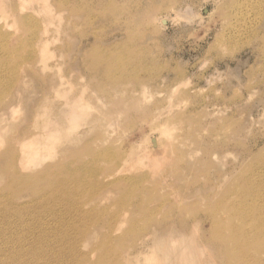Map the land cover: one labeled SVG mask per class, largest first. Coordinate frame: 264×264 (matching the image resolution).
<instances>
[{
  "label": "rangeland",
  "instance_id": "obj_1",
  "mask_svg": "<svg viewBox=\"0 0 264 264\" xmlns=\"http://www.w3.org/2000/svg\"><path fill=\"white\" fill-rule=\"evenodd\" d=\"M21 3L3 0L0 12L6 18L0 19V195L17 205L43 204L35 190L50 193L51 184L77 176L78 201L103 199L100 212L84 206L77 220L74 212L54 208L59 215L50 223L58 229L66 224L75 246L72 256L49 249L51 264H110L112 253L129 250L152 231L149 211L160 236L170 227L179 230L182 221L184 232L194 224L202 229L199 239H207V210L220 212L235 199L226 192L228 183L245 190L264 179V0H24L23 12ZM78 96L86 103L81 113L57 109ZM54 115L72 118L64 128L70 139L59 145L68 149L52 146L50 159L28 170L50 171L30 183L34 191L12 192L7 152L16 153L20 137L46 129V116ZM162 122L173 126L169 144L155 129ZM150 136L166 141L165 161L151 171L147 163L123 171L111 185L101 182L114 169L128 168L122 161L130 151L151 150ZM58 162L69 165L51 168ZM175 162L179 169L172 172ZM130 193L136 195L131 205ZM32 215L29 210L24 219ZM120 218L127 221L115 230ZM29 231V237L37 234Z\"/></svg>",
  "mask_w": 264,
  "mask_h": 264
},
{
  "label": "bare ground",
  "instance_id": "obj_2",
  "mask_svg": "<svg viewBox=\"0 0 264 264\" xmlns=\"http://www.w3.org/2000/svg\"><path fill=\"white\" fill-rule=\"evenodd\" d=\"M3 5H4L3 0H0V12L5 13V11H3V8H4ZM19 8L21 12L24 11V8H25L24 0H22V3L19 6ZM43 11L47 15L49 14L47 7H43ZM176 13L179 14V12H176ZM153 18L155 22H159V24H162L163 26H165L167 23V20L165 18H161V17L157 18L153 16L151 17V20ZM3 19L4 18H2L1 23L6 20V18L4 20ZM154 20L152 22H154ZM1 25L5 26L4 24H1ZM61 83L62 81L60 82L59 85H61ZM22 84L24 83H21V85ZM73 84L74 83H72V85ZM76 86H79V85H76ZM80 96L75 97V98L73 97L67 103L61 104L57 109L60 111L66 110L67 112H71V113L80 111L81 113L82 106L85 105L86 103H85V99H83ZM65 115L67 114L65 113ZM65 117H68V116H65ZM90 118H92V116H90ZM71 119H69V117L67 119H64L63 117H59L57 115H54L52 118L46 116V122H45L46 129L38 130V127H37V129L31 133H25V134L23 133L24 135L20 137L18 144H17V148H16L17 152L15 153L14 151L13 152L6 151L7 155L11 157V160H13V162H11L10 165L8 163L9 166L7 165L8 174L10 176V181L7 183V186H11L12 192L16 191L18 193H21L22 190H24V187H26V189H29L30 191H34L32 188H30V183L34 179H36V177H39V178H44V176L49 177L48 175L50 172L49 169H44L43 171H39V170L36 171L37 170L36 169L35 171H32V172H28V170H34L38 165L41 164V162H44L45 160L50 159L49 151L52 149L51 147L56 144H58L59 146L64 140L66 141V139L69 138V137H66L67 136L66 134L68 132L66 133V130H64V128L66 125L69 126L70 124L69 120ZM172 128L173 126L171 127V124H168L167 122H162L160 123V125L155 127V129L158 130L160 133H163L168 136L167 137L168 144H169V139H170L169 130H171ZM1 129H0V132H1ZM85 133L86 132L84 131V134ZM80 136L82 135L80 134ZM1 137L0 139L3 141L4 139H2ZM99 142L103 143L104 141L100 140ZM24 143H26V146H24ZM146 143L147 145H149L151 150H146L140 154L130 151L124 157V161H122L123 164L128 165V168L127 169H123V168L114 169L111 173L103 175L101 182L102 183L107 182V184L109 185L114 184L116 183V180L119 179V175L123 171L124 172L129 171V173L135 172V168L137 167V165L139 164L142 165L143 163H147L149 164V166H152L153 168H150V171H151V169H154L160 162H162L166 157H168L167 156L168 152L166 153V141L165 140L163 141L157 136H150L147 139ZM96 148L94 147L96 151L99 150V148L98 149ZM61 149H62L61 153H64L65 150H67L68 148L63 146L61 147ZM84 152H87V151H84ZM58 155L59 153L57 154L54 153V159H56L55 157H58ZM4 161L7 162V160H4ZM204 162H205V159H204ZM4 164L5 163L3 162V165ZM67 165H69L68 162H61V163L58 162V165L55 164V166L51 168L57 167L58 169H62V167L65 168L67 167ZM170 168H171L170 171L174 172V171H177V169H179V166L176 165V162H175V164L172 165V167ZM81 171L83 172L85 171V169ZM153 171H156V170H153ZM136 172H137V169H136ZM70 173H73V172H70ZM153 173H156V172H153ZM153 173H151V175ZM259 173L264 174V169L260 171ZM62 175L65 176L66 174H62ZM93 175H90V177L93 178ZM76 177L70 180L66 179L65 181H64V178H62V181L56 182L55 184H51V186L53 185L54 187H52L53 189L49 188L50 193L47 192L44 194H40L39 191L35 190L34 195H33L34 199L36 198L38 200L40 196H44L43 204H38L34 201H31L27 204L17 205L15 203H12L11 199H6V196L0 195V264H51L52 258L55 259V256L50 258L49 255L52 253L50 254H47V253L50 251L55 252L54 250H56V252L59 254H64V255L70 254L71 256L73 255L72 253H73L75 243L72 240H67L69 236L65 230L66 224H63L58 229L53 224L50 223L52 221V217H57L59 215L58 213L59 210H56V209L58 207L62 209L64 208L67 209L65 211L60 210L61 214L66 213L69 210L72 213L74 212L73 215L71 216L72 218L77 220L75 216L76 214H80L81 216L85 215L86 211L83 208L84 206L85 207L90 206L89 209L87 210H90V211L94 210L96 214L97 212H100L99 210L101 209L100 206L102 205V200H103L99 198H91L89 199V201H87L84 204H82L81 201H78L76 199V195H77L76 192L79 188V187L77 188V185H80V184L79 183L76 184L78 181ZM144 177L145 176L143 175V178ZM136 179H137V176H136ZM28 180L30 181L28 182ZM127 181L129 182V185L132 184L133 182V180L131 181V179L129 178ZM136 181L138 182L137 184L139 185L141 182L143 183V181L145 180L140 179V181L138 180ZM232 182L234 181H231L230 183H228L226 192L229 195L231 194L235 195L234 201L233 202L231 201V203L233 204H231L230 206L226 208H223V210L221 211L218 209L220 212H216L214 209L215 212L210 213L209 210L214 208V206H211L212 208L211 209L209 208V210H207L209 212L208 217L210 220V227H211V234L207 239H204V240L199 239V238H202V235H201L202 229L197 228L196 226H193L194 224L189 230H187V232H184L183 229H185V227H183L184 222L182 223V221H181L182 226L178 227L179 230L170 227L165 233L163 232L162 235L160 236L156 233L154 227L155 226L160 227L161 225L158 221L153 219V216H152L153 213L149 211L150 213L148 214L149 215L148 219L150 223L149 222L148 223L151 224L152 231L148 232L149 234L148 233L145 234L144 238L140 240L138 244L136 243V245L129 248V250L127 251L118 250L117 253H112L115 256H112L110 258L107 257L109 258V263L110 264H139L140 262H142L141 258L144 256L145 259L148 258V262H143L145 264H264L263 262L264 261V258H263L264 257V193L262 191L264 189V179L262 181H256V182L254 181L253 184H248L247 187H245V190H243L241 186H236L232 184ZM57 186H60V188H63L65 191L63 193L59 192L56 189ZM239 189L241 190L240 193L236 192V190H239ZM218 191H219V188H218ZM60 193H62L64 198L59 197L58 194ZM167 193H164V195H167ZM134 196L136 195L131 194V193L128 194V196H126L127 200L125 199L126 204L131 205L132 202H135L136 199ZM200 199L198 198V200L196 201H200ZM2 200H3L4 205L2 204ZM50 200L54 202L55 205L50 206L48 204ZM224 201H226L225 198H224ZM166 202L168 203V201L165 200V203ZM165 203L162 202L163 205ZM205 205L207 204L205 203ZM199 206H201V204ZM179 208L181 209V206H179ZM29 210L33 211L34 215H32L31 217L27 216L26 219H24V213ZM203 211L205 210L202 209V213ZM185 212H186L185 213L186 215L187 211L185 210ZM197 213L198 212L195 211L194 215H197ZM66 217H67V214L63 215L60 220L62 222H65L64 218ZM125 221H127L126 218H120L119 220H117L116 221L117 223L115 225V230H118V228L121 226L120 224L124 223ZM129 222H131L130 224H132L134 222L133 218ZM30 224L32 226H34V224H37V225H35L33 228L32 226H30ZM30 229L32 230L36 229L37 234H35L32 237H29L27 233ZM208 230L210 231V229ZM84 234L85 232H83L82 235ZM40 248L42 250H39ZM49 249L50 251H48ZM64 259H67V258H64ZM157 259H159L161 263H157L156 262ZM61 264H68V263H61Z\"/></svg>",
  "mask_w": 264,
  "mask_h": 264
}]
</instances>
